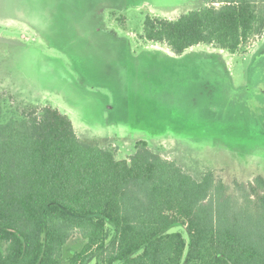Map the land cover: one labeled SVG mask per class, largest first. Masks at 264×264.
Wrapping results in <instances>:
<instances>
[{
	"label": "trees",
	"instance_id": "obj_1",
	"mask_svg": "<svg viewBox=\"0 0 264 264\" xmlns=\"http://www.w3.org/2000/svg\"><path fill=\"white\" fill-rule=\"evenodd\" d=\"M263 32L264 0H213L176 19L146 15L143 37L175 54L202 43L237 53ZM5 104L0 92V264H60L76 233L69 264H264L263 176L232 191L146 140L119 159L50 105L2 121Z\"/></svg>",
	"mask_w": 264,
	"mask_h": 264
},
{
	"label": "rangeland",
	"instance_id": "obj_2",
	"mask_svg": "<svg viewBox=\"0 0 264 264\" xmlns=\"http://www.w3.org/2000/svg\"><path fill=\"white\" fill-rule=\"evenodd\" d=\"M212 2L0 0L2 121L50 105L119 159L142 139L232 191L264 177V32L237 53L202 43L175 54L143 37L146 15L176 19ZM168 231L189 240L180 225ZM83 243L76 233L60 264Z\"/></svg>",
	"mask_w": 264,
	"mask_h": 264
}]
</instances>
